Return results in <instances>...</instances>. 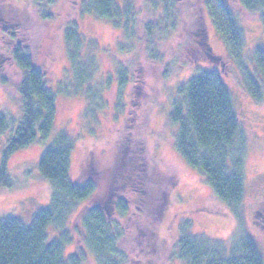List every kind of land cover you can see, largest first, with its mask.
<instances>
[{"label":"rangeland","instance_id":"1","mask_svg":"<svg viewBox=\"0 0 264 264\" xmlns=\"http://www.w3.org/2000/svg\"><path fill=\"white\" fill-rule=\"evenodd\" d=\"M190 1L116 0L119 21L96 16L92 0H54L40 12L38 0H0V6L3 3L16 23L13 41L28 52L56 96L51 138L64 133L72 141L70 178L77 184L92 181L94 200L103 202L108 214H114V199L126 200L128 216L116 223L128 230L132 246L137 248L139 236L147 237L152 231L150 225L143 226L141 212L135 214L134 195L128 191L141 164L167 190L155 230L163 249L188 234L217 246L229 258L233 243L248 236L264 262V212L260 207L264 202V89L257 102L244 84L246 72L255 76L253 54L264 46V25L243 11L237 0H226L244 40L241 56L235 58L208 14L202 11L201 18L192 22ZM125 19L129 31L124 29ZM201 25L204 57L197 48L201 41H197L196 29ZM67 29L74 30L79 39L73 62L65 42ZM11 43L0 34L1 49H10ZM192 57L195 66L182 68L180 63ZM4 61L0 114L14 127L21 116L17 93L21 71L10 59ZM205 70L221 75L244 140V198L238 216L218 201L206 177L178 154L176 126L168 122L172 103L179 98L177 89ZM119 74L124 75L122 86ZM258 83L264 86L262 79ZM10 137L11 130L0 134V166ZM49 140L41 142L38 137L6 160L12 187L0 191V219L16 217L29 225L33 215L48 205L51 186L39 175L37 162ZM76 212L69 218L74 241L67 252L82 240ZM47 234L49 239L56 236L53 228ZM159 254L155 264H170L165 252ZM135 256L133 250V264H146ZM86 264L93 261L88 259Z\"/></svg>","mask_w":264,"mask_h":264},{"label":"trees","instance_id":"2","mask_svg":"<svg viewBox=\"0 0 264 264\" xmlns=\"http://www.w3.org/2000/svg\"><path fill=\"white\" fill-rule=\"evenodd\" d=\"M53 1L38 0L39 12L48 8ZM115 1L92 0V9L99 18L119 21L121 13ZM237 2L243 11L255 16L264 25V0ZM190 3L192 6L188 11L193 16L192 22H197L204 11L219 32L226 50L231 56L240 57L243 35L226 0H191ZM6 10L2 3L0 34L14 43L6 51L0 48V85L5 83L1 75L4 60L10 59L21 71L17 87L21 116L12 127L11 122L0 114V134L11 130L0 166V191L12 187V177L5 168L6 160L34 144L39 137L41 142L50 139L41 152L37 170L50 184L51 195L48 205L33 215L29 225L16 217L0 219V264H86L88 259L93 264H133L132 260L135 259L130 257L133 250L135 257L145 259L146 264H155L161 250L170 264H264L257 246L248 236H240L233 243L229 258H224L217 246H210L204 239L188 234L180 236L170 247L165 246L163 249L155 237V230L165 205L167 190L156 174L146 172L141 164L138 172L131 173H135L136 180L135 186L130 184L128 191L134 195L135 214L141 212L143 226L150 225L152 231H148L147 237L139 236L137 248L132 246L128 230L116 223V219H126L128 216L126 200L114 199V214H108L104 203L94 200L96 185L92 181L77 184L70 178L72 141L64 133L51 138L57 113L56 96L28 52L16 40L13 41L16 35L13 26L16 23ZM128 22L125 19L124 29L127 31ZM202 30V25L196 29L197 41H201L197 48L204 57ZM65 42L70 49L69 59L73 62L75 50L79 46L74 30L65 31ZM253 56L255 76L246 72L244 84L249 95L259 102L264 89L263 84L261 88L258 83L261 79L264 81V46L257 47ZM195 62L192 57L180 64L182 68L194 67ZM118 82L121 86L125 83L123 74H119ZM177 95L179 98L173 101L168 115V122L176 126V151L191 169L206 177L218 201L228 207L234 216H238L244 198V140L239 133L238 120L221 75L215 70L202 71L179 87ZM82 203L86 204L84 208L79 206ZM76 209L82 240L76 249L67 252V247L74 241L73 229L68 227L69 218ZM49 228H53L56 233L51 239L47 234Z\"/></svg>","mask_w":264,"mask_h":264},{"label":"flooded vegetation","instance_id":"3","mask_svg":"<svg viewBox=\"0 0 264 264\" xmlns=\"http://www.w3.org/2000/svg\"><path fill=\"white\" fill-rule=\"evenodd\" d=\"M261 206V210L264 212V202H262L261 204H260Z\"/></svg>","mask_w":264,"mask_h":264}]
</instances>
